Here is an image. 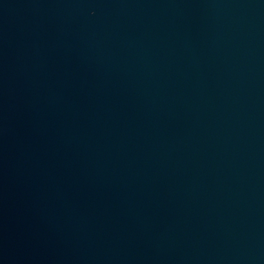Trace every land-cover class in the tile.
<instances>
[{"label":"water","instance_id":"95a60500","mask_svg":"<svg viewBox=\"0 0 264 264\" xmlns=\"http://www.w3.org/2000/svg\"><path fill=\"white\" fill-rule=\"evenodd\" d=\"M0 264H264V0H0Z\"/></svg>","mask_w":264,"mask_h":264}]
</instances>
